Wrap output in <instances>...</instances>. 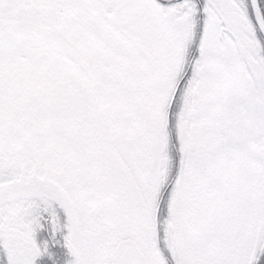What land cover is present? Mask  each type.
<instances>
[{
	"label": "snow or ice",
	"instance_id": "1",
	"mask_svg": "<svg viewBox=\"0 0 264 264\" xmlns=\"http://www.w3.org/2000/svg\"><path fill=\"white\" fill-rule=\"evenodd\" d=\"M0 264H264V0H0Z\"/></svg>",
	"mask_w": 264,
	"mask_h": 264
}]
</instances>
